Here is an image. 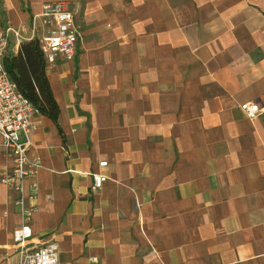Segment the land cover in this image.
Wrapping results in <instances>:
<instances>
[{
  "label": "crops",
  "instance_id": "0c3cea01",
  "mask_svg": "<svg viewBox=\"0 0 264 264\" xmlns=\"http://www.w3.org/2000/svg\"><path fill=\"white\" fill-rule=\"evenodd\" d=\"M50 1L0 0V30L27 38ZM67 1L76 53L46 63L57 122L36 114L29 135L32 242L57 264H264V0ZM20 195L0 181V264L19 263Z\"/></svg>",
  "mask_w": 264,
  "mask_h": 264
},
{
  "label": "built area",
  "instance_id": "2783aa9c",
  "mask_svg": "<svg viewBox=\"0 0 264 264\" xmlns=\"http://www.w3.org/2000/svg\"><path fill=\"white\" fill-rule=\"evenodd\" d=\"M26 37L8 25L0 30V135L11 162V168L0 175L1 183L19 192L17 199L22 215L21 224L12 234V242L20 256L18 264H57L58 247L55 243L35 244L32 242L33 230L31 219L37 211L34 204L24 202L27 196L33 197L38 191L35 176L41 163L29 156L31 145L30 133L34 130L33 116L39 110L20 93L10 79L3 65V57L10 53V41L19 42ZM37 38L46 63H52L57 55L65 59H73L79 41V30L67 0L44 2L39 14L31 17L30 33L26 39ZM246 115L253 119L260 107L248 101L241 104ZM100 168L107 165L105 160L99 161ZM91 190L100 189L107 179L103 171H93Z\"/></svg>",
  "mask_w": 264,
  "mask_h": 264
},
{
  "label": "trees",
  "instance_id": "16d2710c",
  "mask_svg": "<svg viewBox=\"0 0 264 264\" xmlns=\"http://www.w3.org/2000/svg\"><path fill=\"white\" fill-rule=\"evenodd\" d=\"M2 60L17 90L37 107L41 114L56 123L58 104L46 76V62L37 38L21 40L17 52L7 53Z\"/></svg>",
  "mask_w": 264,
  "mask_h": 264
}]
</instances>
